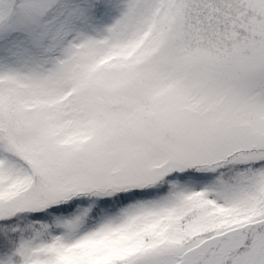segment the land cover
I'll return each mask as SVG.
<instances>
[{
    "label": "snow or ice",
    "instance_id": "6c2138e0",
    "mask_svg": "<svg viewBox=\"0 0 264 264\" xmlns=\"http://www.w3.org/2000/svg\"><path fill=\"white\" fill-rule=\"evenodd\" d=\"M0 264H264V0H0Z\"/></svg>",
    "mask_w": 264,
    "mask_h": 264
}]
</instances>
